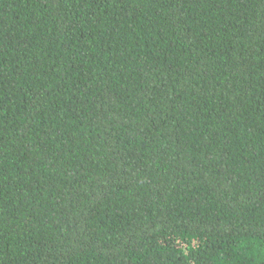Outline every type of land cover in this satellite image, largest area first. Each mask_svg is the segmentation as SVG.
<instances>
[{
	"label": "trees",
	"instance_id": "trees-1",
	"mask_svg": "<svg viewBox=\"0 0 264 264\" xmlns=\"http://www.w3.org/2000/svg\"><path fill=\"white\" fill-rule=\"evenodd\" d=\"M0 264H264V0H0Z\"/></svg>",
	"mask_w": 264,
	"mask_h": 264
}]
</instances>
